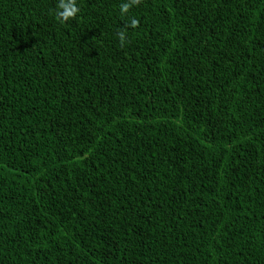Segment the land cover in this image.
<instances>
[{
	"label": "trees",
	"instance_id": "trees-1",
	"mask_svg": "<svg viewBox=\"0 0 264 264\" xmlns=\"http://www.w3.org/2000/svg\"><path fill=\"white\" fill-rule=\"evenodd\" d=\"M123 2L0 0V264H264V0Z\"/></svg>",
	"mask_w": 264,
	"mask_h": 264
},
{
	"label": "clouds",
	"instance_id": "clouds-1",
	"mask_svg": "<svg viewBox=\"0 0 264 264\" xmlns=\"http://www.w3.org/2000/svg\"><path fill=\"white\" fill-rule=\"evenodd\" d=\"M134 0H124L121 4V13L125 15L129 11L130 3ZM79 8L76 0H57V7L55 10L56 19L59 23L64 24L75 18L78 14ZM138 20L135 17L129 16L127 20V27L129 29L135 28ZM121 44L123 45L127 40V33L121 31L118 33Z\"/></svg>",
	"mask_w": 264,
	"mask_h": 264
}]
</instances>
